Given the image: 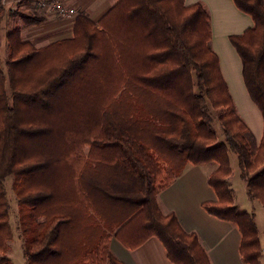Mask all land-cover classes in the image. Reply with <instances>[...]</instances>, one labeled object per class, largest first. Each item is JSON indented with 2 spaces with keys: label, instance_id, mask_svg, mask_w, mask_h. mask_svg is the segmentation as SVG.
Returning <instances> with one entry per match:
<instances>
[{
  "label": "trees",
  "instance_id": "trees-1",
  "mask_svg": "<svg viewBox=\"0 0 264 264\" xmlns=\"http://www.w3.org/2000/svg\"><path fill=\"white\" fill-rule=\"evenodd\" d=\"M184 1L115 0L97 24L79 13L73 37L44 48L23 42L19 28L6 35L0 264H10L8 178L26 264H123L110 249L113 237L128 250L154 237L173 264H210L197 236L157 204L187 165L209 163L217 164L207 178L216 201L202 208L237 228L244 264H261L254 215L234 206L228 179L232 154L247 196L264 208V0H232L253 26L229 37L263 120L259 144L211 49L206 7ZM43 20L23 18L26 26Z\"/></svg>",
  "mask_w": 264,
  "mask_h": 264
},
{
  "label": "crops",
  "instance_id": "crops-1",
  "mask_svg": "<svg viewBox=\"0 0 264 264\" xmlns=\"http://www.w3.org/2000/svg\"><path fill=\"white\" fill-rule=\"evenodd\" d=\"M14 1H19L16 8L19 12L14 15L0 5V60L1 52L8 57L6 35L16 28L20 29L21 40L35 48H44L73 37L75 18L60 19L49 13H39L34 7L36 0ZM62 1L86 15L94 24L115 4V0ZM195 3H202L209 13L211 49L218 57L222 77L238 115L253 133L256 144H259L263 136V120L247 93L241 75V61L229 42L230 36L243 34L253 26V22L235 7L232 0L184 1L185 6ZM34 16H41L44 20L26 26L23 18ZM212 172L214 166L210 164L187 165L178 178L158 192L159 208L163 214H173L183 231L197 236L210 264H244L239 254L241 238L237 228L210 216L202 208L203 203L216 201L215 193L207 183ZM110 249L123 264H173L161 242L154 237L133 250L124 248L113 237Z\"/></svg>",
  "mask_w": 264,
  "mask_h": 264
},
{
  "label": "rangeland",
  "instance_id": "rangeland-1",
  "mask_svg": "<svg viewBox=\"0 0 264 264\" xmlns=\"http://www.w3.org/2000/svg\"><path fill=\"white\" fill-rule=\"evenodd\" d=\"M37 1L38 0H36L35 3H37ZM18 4L19 1L0 0V5L7 8L10 15H14L19 12L16 9ZM34 7H36V4H34ZM6 59L7 57H5L4 52H1V60H0L1 63L4 64ZM219 115H220V111L215 112L216 119H218ZM213 129L217 135L218 138L217 141L222 142L224 138L219 125L214 124ZM84 150H88V148H85ZM229 163L232 173L228 179V186L232 192L233 204L235 207H237L240 213H247L254 215L255 225L258 232V241L260 245L259 261L261 264H264V208L261 205V203H259L258 201H253L249 199V197L247 196L246 183L240 177L239 169L237 166V159L232 154L229 155ZM209 164L214 166V171L217 169L216 163H209ZM165 171H166V167L163 166L161 175L158 178V183L156 184L157 187H160L161 183L165 181ZM5 189H6V198L9 204L8 223L11 232V239L7 243L6 255L10 261V264H26L22 251V240L20 238L19 228H18V209H17V201L12 191V178H8V180L5 182ZM159 210L162 215L166 216V214L162 213L160 208Z\"/></svg>",
  "mask_w": 264,
  "mask_h": 264
},
{
  "label": "built area",
  "instance_id": "built-area-1",
  "mask_svg": "<svg viewBox=\"0 0 264 264\" xmlns=\"http://www.w3.org/2000/svg\"><path fill=\"white\" fill-rule=\"evenodd\" d=\"M36 7L41 13H49L60 19H74L79 11L67 6L62 0H38Z\"/></svg>",
  "mask_w": 264,
  "mask_h": 264
}]
</instances>
